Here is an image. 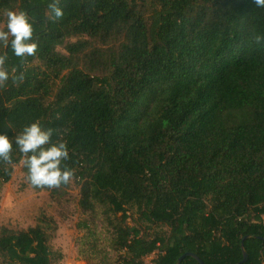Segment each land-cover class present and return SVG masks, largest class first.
Masks as SVG:
<instances>
[{"label":"trees","instance_id":"obj_1","mask_svg":"<svg viewBox=\"0 0 264 264\" xmlns=\"http://www.w3.org/2000/svg\"><path fill=\"white\" fill-rule=\"evenodd\" d=\"M49 2L0 0V25L7 9L25 10L38 42L26 61L7 49L10 74L25 80L0 88V132L14 140L39 120L67 143L80 205L110 212L123 251L114 264H145L151 253L152 264H175L187 251L238 264L244 249L242 264H264V7L61 0L63 18L47 21ZM23 159L14 143L0 182ZM68 185L45 189L58 196ZM131 207L169 229L131 224ZM53 218L0 224V264H53ZM181 264L202 263L186 255Z\"/></svg>","mask_w":264,"mask_h":264},{"label":"rangeland","instance_id":"obj_2","mask_svg":"<svg viewBox=\"0 0 264 264\" xmlns=\"http://www.w3.org/2000/svg\"><path fill=\"white\" fill-rule=\"evenodd\" d=\"M102 47L106 48V45ZM59 48L64 50L63 45ZM80 196L81 183L74 177L58 196L49 189L33 187L21 161L14 166L11 178L0 182V224L26 228L35 224L39 215L45 212L55 221L50 236L53 264H114L123 251L113 243L112 225L108 219L110 212L100 205L84 209L79 202ZM130 213V223H137L144 230L155 233L169 229L167 224L139 218L134 207L130 208ZM155 255H146L145 264H152Z\"/></svg>","mask_w":264,"mask_h":264},{"label":"clouds","instance_id":"obj_3","mask_svg":"<svg viewBox=\"0 0 264 264\" xmlns=\"http://www.w3.org/2000/svg\"><path fill=\"white\" fill-rule=\"evenodd\" d=\"M253 3L256 7H264V0H253ZM47 9V21H59L64 16L61 0H50ZM4 16L6 23L0 25V47L3 49L0 52V88L6 87L10 79L14 85L25 80L22 70L12 68L10 74L6 67L7 49L10 47L14 55L22 58V61L34 57L38 49V42L34 39L35 17L25 10L12 8L7 9ZM262 39L264 37L256 36L258 43ZM54 132L53 128L43 127L39 120L26 124L15 135L14 140L7 132H0V163L13 164L12 152L15 143L24 157L22 163L33 187L58 189L70 184L75 173L64 163L70 159L68 146L62 138L53 141Z\"/></svg>","mask_w":264,"mask_h":264},{"label":"water","instance_id":"obj_4","mask_svg":"<svg viewBox=\"0 0 264 264\" xmlns=\"http://www.w3.org/2000/svg\"><path fill=\"white\" fill-rule=\"evenodd\" d=\"M243 246H244V241H243ZM186 255H192V256H195L202 264H205L203 258L200 257V255H198L197 253L195 252H191V251H187L185 252L184 254H182L181 256H179L177 262L175 264H181L182 260L184 259V257ZM247 260V252L246 250L244 249V258L243 260H241L238 264H242L244 261Z\"/></svg>","mask_w":264,"mask_h":264}]
</instances>
